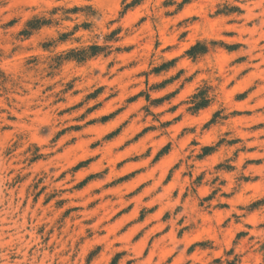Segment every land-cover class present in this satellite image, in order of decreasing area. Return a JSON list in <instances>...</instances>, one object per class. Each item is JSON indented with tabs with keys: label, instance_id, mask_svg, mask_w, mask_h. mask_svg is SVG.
<instances>
[{
	"label": "rangeland",
	"instance_id": "374dc122",
	"mask_svg": "<svg viewBox=\"0 0 264 264\" xmlns=\"http://www.w3.org/2000/svg\"><path fill=\"white\" fill-rule=\"evenodd\" d=\"M0 264H264V0H0Z\"/></svg>",
	"mask_w": 264,
	"mask_h": 264
},
{
	"label": "trees",
	"instance_id": "16d2710c",
	"mask_svg": "<svg viewBox=\"0 0 264 264\" xmlns=\"http://www.w3.org/2000/svg\"><path fill=\"white\" fill-rule=\"evenodd\" d=\"M206 104L207 103L205 101H202V102L198 103L197 108H203L206 106Z\"/></svg>",
	"mask_w": 264,
	"mask_h": 264
}]
</instances>
